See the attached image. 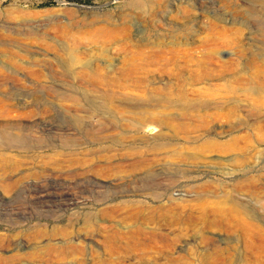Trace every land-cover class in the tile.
<instances>
[{
  "label": "rangeland",
  "instance_id": "rangeland-1",
  "mask_svg": "<svg viewBox=\"0 0 264 264\" xmlns=\"http://www.w3.org/2000/svg\"><path fill=\"white\" fill-rule=\"evenodd\" d=\"M0 264H264V0H0Z\"/></svg>",
  "mask_w": 264,
  "mask_h": 264
}]
</instances>
